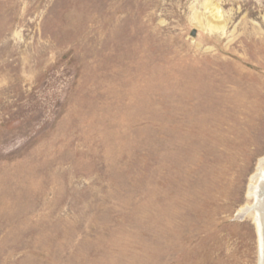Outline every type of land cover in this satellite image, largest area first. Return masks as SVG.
I'll list each match as a JSON object with an SVG mask.
<instances>
[{
	"label": "rangeland",
	"instance_id": "374dc122",
	"mask_svg": "<svg viewBox=\"0 0 264 264\" xmlns=\"http://www.w3.org/2000/svg\"><path fill=\"white\" fill-rule=\"evenodd\" d=\"M262 160L264 0H0V264H260Z\"/></svg>",
	"mask_w": 264,
	"mask_h": 264
},
{
	"label": "bare ground",
	"instance_id": "6f19581e",
	"mask_svg": "<svg viewBox=\"0 0 264 264\" xmlns=\"http://www.w3.org/2000/svg\"><path fill=\"white\" fill-rule=\"evenodd\" d=\"M215 17L220 19L219 12L215 13ZM264 165V160L260 163L259 173H257L253 178L252 182L258 180L259 183L256 186H251L250 191L252 197L255 199V206L250 209H244L242 212H251L254 213V221L257 229L260 231L262 236V244L264 245V170H261V166ZM243 216V215H242ZM257 230V231H258ZM263 232V233H261ZM260 264H264V247L261 248V260Z\"/></svg>",
	"mask_w": 264,
	"mask_h": 264
}]
</instances>
